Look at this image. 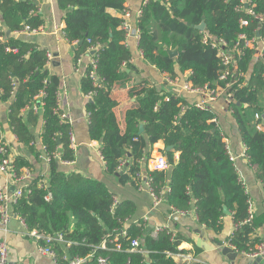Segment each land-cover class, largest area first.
<instances>
[{
  "label": "trees",
  "instance_id": "16d2710c",
  "mask_svg": "<svg viewBox=\"0 0 264 264\" xmlns=\"http://www.w3.org/2000/svg\"><path fill=\"white\" fill-rule=\"evenodd\" d=\"M126 1L57 0L65 12V38L71 44L82 41L76 59L88 52L96 59V66L87 68L81 86L90 98V136L100 142L107 173L136 187L150 180L155 194L161 195L165 189L162 200L174 212L188 211L194 202L199 222L214 230L222 227L227 206L236 224L230 242L239 251H249L260 241L254 237V219L246 222L249 195L209 105L191 104L176 89L142 86L131 92L139 106L127 111L125 132L119 127L114 111L117 101L111 92L116 82L128 76L132 53L125 44L124 17L112 14L111 9L124 13ZM252 1L253 13L244 5L238 8L241 0H146L137 23L138 43L145 60L172 79L190 71L186 81L193 87L210 86L213 90L235 81L228 89L233 99L230 106L246 154L264 183V47L259 53L264 38V0ZM241 19H247L248 24L241 25ZM202 22L206 23L204 31L195 27ZM44 23L34 0H0V102L10 103L8 125L19 144L39 159L42 151L34 144L32 126L43 116L41 136L50 157L49 177L29 180L15 211L29 229L61 232L78 242L57 245L61 259L94 253L90 264H97L99 256L109 264H183L171 255L186 252L171 231L151 235L143 221L126 223L136 211L133 201L114 205L115 194L104 182L61 170L60 159L73 161L76 157L71 145L72 124L59 105L61 78L49 70L46 49L16 37L18 32L39 29ZM207 33L222 45L213 47L205 42ZM253 38L254 47L247 44ZM167 48H178V55L171 57ZM220 49L234 58L232 72L224 80L220 78L225 69ZM141 124L143 133H139ZM160 140L173 146L164 151L169 168L144 166ZM176 152L180 153L178 159ZM13 165L19 174L32 167L18 156ZM120 169L124 171L117 175ZM44 178L48 185L41 186ZM124 225L127 235L119 239L122 250L112 248L115 242H108L107 249L95 248L108 233ZM136 237L148 253L126 250Z\"/></svg>",
  "mask_w": 264,
  "mask_h": 264
},
{
  "label": "crops",
  "instance_id": "0c3cea01",
  "mask_svg": "<svg viewBox=\"0 0 264 264\" xmlns=\"http://www.w3.org/2000/svg\"><path fill=\"white\" fill-rule=\"evenodd\" d=\"M44 16L45 23L40 26L37 32L30 33L21 31L16 37L36 42L41 48L53 53L49 60L48 68L51 73L61 78L59 92V105L63 115L72 124V135L75 139V160L71 162H60V168L67 173L77 172L84 176L104 182L115 194L117 203L124 200H131L135 203L136 211L133 221H143L147 231L153 235L157 227L165 226L178 239L180 248L186 252L177 253L174 259L183 264H264V260L252 258L243 252L236 251L225 245V242L235 229L232 214L225 215L222 227L214 230L199 222L196 206L193 202L191 208L185 212H174L171 206L165 201L155 205L153 195L146 184L136 187L132 183H121L116 175L107 173L106 164L100 150V142L90 136L89 114L87 105L90 101L81 86V81L87 68L92 64L93 54L84 53L76 59L77 48L65 38L67 22L57 0H34ZM146 0H127L126 6L130 11L129 23L137 28L138 13ZM111 13L122 17L123 13L111 9ZM139 40L131 33L126 35L125 44L132 53V68L128 76L116 82L111 95L117 101L114 109L119 127L122 132L127 128L126 115L131 108L139 106L136 96L131 94L143 87L156 86L158 89H176L181 92L185 99L191 104L200 103L205 96L200 93H191L183 89L190 71L180 72L172 79L166 72L156 66L149 64L141 50ZM262 42L259 47L262 49ZM178 49V48H177ZM249 75L247 77L249 78ZM219 92H220V88ZM264 98V93H263ZM264 100V99H263ZM9 102H0V123L5 140L8 142L14 157H20L30 162L29 169L24 168L22 172H30L29 180L39 175L49 177L50 165L44 155L41 159L28 154L19 144L18 139L8 125ZM215 113V121L227 143V148L233 157L236 169L245 185L254 211V237L264 239V183L257 176V169L254 167L247 154L246 145L241 136L238 123L233 115L228 102V96L222 93L215 100L209 103ZM44 119L41 115L38 124L32 126L34 144L43 154L42 129ZM165 143L160 140L154 144L151 150V158L144 163L153 169L156 159L164 155ZM180 153H175L178 159ZM128 165L125 163L123 167ZM7 176L0 173V184H5ZM6 241L9 247V260L14 264H54L53 259L38 251L37 244L25 233V227L14 217L3 226L0 224V241Z\"/></svg>",
  "mask_w": 264,
  "mask_h": 264
},
{
  "label": "built area",
  "instance_id": "2783aa9c",
  "mask_svg": "<svg viewBox=\"0 0 264 264\" xmlns=\"http://www.w3.org/2000/svg\"><path fill=\"white\" fill-rule=\"evenodd\" d=\"M251 3L253 4L252 0H241V5H239L238 8H242L244 5L245 7L249 8L248 11L250 13H253V11L250 8ZM140 14H141V10L138 13V18ZM130 16L131 15H130L129 9L125 10L123 14L124 20L122 23V28L126 31V35L132 33L139 40L140 30L138 29V26L137 28H133V26L129 23L128 18ZM247 24H248L247 19H241V25L244 26ZM26 31L30 33H35L38 31V29H33V30L27 29ZM240 37L245 38V34H241ZM205 42H210L213 45V47L222 45L223 43L222 41H219L217 38H214L208 33L205 36ZM254 42H255V38L247 40V44L249 46L254 47ZM261 42L263 43L262 44L263 45L262 49H263L264 38L262 39ZM234 49L238 50L237 46ZM262 49L259 48V53L262 52ZM219 51H220L219 55L222 57L223 64L225 66V69L223 70L220 78L224 80V79H227L228 75L232 72L231 66L234 63V58L230 53L222 52V49H220ZM47 55L49 57V60L52 59V57H54L53 53H51L50 51H47ZM91 65L96 66V59L94 57H93V61ZM234 83L235 81H231L227 83V86L217 87L215 90H213L211 89V87L209 88L208 86L207 87H193L190 82L186 81L183 84L182 88L187 90L188 92L200 93L201 95L205 96V99L203 101L196 104L197 106L205 107V106H208L211 101L215 100L222 93L228 96V102L230 103L233 99H232V93H230L228 89ZM218 88H220V92ZM231 111H233L232 108H231ZM258 116L259 115L256 114V117ZM63 117L65 116L63 115ZM71 145L72 147L76 146L73 135H71ZM42 146H43L42 155H44L46 160L50 162V157L47 153L46 146L44 144ZM58 159H60L59 155H58ZM13 161H14V155L12 154V151H11V148L8 142L4 138L3 131L1 128V123H0V173H3L7 176L6 183L4 185L0 184V224H3V226H5L11 221V219L16 217L25 227V233L37 244L38 251L43 255L50 256L53 259L54 264H90V260L92 259L94 253H91L87 256L75 255V256L69 257L68 255H64L63 258L61 259L59 257L58 249L56 246L59 244L70 246L78 242L67 239L65 235L61 232L46 233V232L39 231L38 229H29L25 220L17 214V212L15 211V206L18 204L20 198L22 197L24 193V189L28 187V181H29V177L31 176V173L26 171V172H22L21 174H19L14 168ZM60 161L62 160L60 159ZM62 162H71V161H62ZM168 168H169V164H168L167 158L164 155H160L156 159L153 169L164 170ZM46 178H44L45 181L41 182V186H44L43 183H45V185H48ZM144 184H146L149 191L153 195L155 205L160 203L162 201V196L165 193V189L161 191V195H157L151 188L150 180H147L146 182H144ZM142 185H140V187H142ZM50 197H51V194H48L46 197L47 200L50 199ZM116 204H117V201L115 199L114 205ZM254 217H255L254 211L251 206V201L249 199V212H248V217L246 218V222L251 223ZM128 222L140 224L139 221H133L129 219L126 221V223ZM235 229H236V224H235ZM163 230H168V229L165 226L157 227L155 231L153 232V235H157L159 232ZM126 235H127V230L125 229V225H124V227L118 228L113 233H108L106 237L103 239V241L101 242V244L95 248L96 249L98 248L107 249L109 248L108 242H115L112 248L117 249V250H122L123 249L122 244L119 242V239L122 236H126ZM229 238L225 242V245H228L232 247L233 249H235L236 251H239L236 248V246L230 242ZM126 250L142 252L144 254L148 253L147 250L141 247V238H137V237L130 240V246ZM239 252H243L244 254L252 258L264 260V239L260 240L255 245V247H253L249 251H239ZM175 254L177 253H173L171 255L174 257ZM0 264H14L9 260V247L6 241H3V240L0 241ZM97 264H109V262L107 258L103 256H99L97 258Z\"/></svg>",
  "mask_w": 264,
  "mask_h": 264
},
{
  "label": "water",
  "instance_id": "95a60500",
  "mask_svg": "<svg viewBox=\"0 0 264 264\" xmlns=\"http://www.w3.org/2000/svg\"><path fill=\"white\" fill-rule=\"evenodd\" d=\"M228 1L230 2L231 0H228ZM190 25H192V24H190ZM195 27H196L197 29L201 30V31H204L205 28H206V23H205V22H202V23L199 24V25H195ZM10 33H11V31L8 30V31H7V34H10ZM80 44H82V41L72 44V48H77ZM167 50H168V52H169V54H170L171 57H176V56L178 55V49H177V48H174V49H172V48H167ZM126 71L129 72V69H126ZM98 81H99V80H98ZM208 87L210 88V86H208ZM0 93H1V92H0ZM0 98H1V96H0ZM143 132H144V124H141V125H140V128H139V133H143ZM172 148H173L172 145H171V146H166V150H171ZM126 166H127V165H126ZM126 166H125V168H126ZM123 171H124L123 169H120V170L118 171L117 175H120L121 173H123ZM224 213H225L226 215H231V212L229 211V209L227 208V206H224ZM99 220L102 222L101 219H99Z\"/></svg>",
  "mask_w": 264,
  "mask_h": 264
},
{
  "label": "rangeland",
  "instance_id": "374dc122",
  "mask_svg": "<svg viewBox=\"0 0 264 264\" xmlns=\"http://www.w3.org/2000/svg\"><path fill=\"white\" fill-rule=\"evenodd\" d=\"M124 14V13H123ZM173 49V48H172ZM222 61H223V59H222Z\"/></svg>",
  "mask_w": 264,
  "mask_h": 264
}]
</instances>
